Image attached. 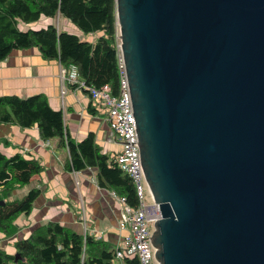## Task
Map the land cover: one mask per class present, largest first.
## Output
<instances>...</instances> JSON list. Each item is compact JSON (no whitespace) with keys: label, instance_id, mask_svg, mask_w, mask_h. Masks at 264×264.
Listing matches in <instances>:
<instances>
[{"label":"water","instance_id":"1","mask_svg":"<svg viewBox=\"0 0 264 264\" xmlns=\"http://www.w3.org/2000/svg\"><path fill=\"white\" fill-rule=\"evenodd\" d=\"M154 264H264V0H116Z\"/></svg>","mask_w":264,"mask_h":264},{"label":"trees","instance_id":"2","mask_svg":"<svg viewBox=\"0 0 264 264\" xmlns=\"http://www.w3.org/2000/svg\"><path fill=\"white\" fill-rule=\"evenodd\" d=\"M66 18L83 36L58 29L55 23L45 28H27L42 18ZM119 26L116 0H0V62L13 51L36 47L45 60H57L68 67L75 65L80 79L97 88L109 85L119 94ZM91 112L96 111L91 106ZM21 128L37 126L43 141L57 139L68 149L69 171L94 168L98 185L125 197L128 205L138 206L132 179L104 153L93 132L76 141L70 135L62 110L51 107L47 96L36 93L28 97L0 96V125ZM43 166L32 156L0 151V233L5 239L14 237L19 228L16 220L30 214L40 196L39 188L30 189L23 197L15 192L40 175ZM15 253L0 247V264H115V246L91 235H82L51 221L14 243ZM122 264H139L136 257H126Z\"/></svg>","mask_w":264,"mask_h":264},{"label":"crops","instance_id":"3","mask_svg":"<svg viewBox=\"0 0 264 264\" xmlns=\"http://www.w3.org/2000/svg\"><path fill=\"white\" fill-rule=\"evenodd\" d=\"M47 21L50 24L53 20L47 18ZM89 36L94 39V35ZM60 66L57 60H45L36 47L13 51L0 62V96L28 97L42 93L53 109L64 112L73 139L81 141L93 132L104 153L120 151L119 142L109 141L111 133L106 117L91 112V100L85 91L67 86L66 94L61 97ZM0 151L8 156L15 153L32 156L43 166L41 174L30 183L29 190H41L32 212L17 218L19 231L14 237L5 239L0 233V247L8 253H15L17 240L27 238L37 227L51 221L114 246L127 234L119 228L122 204L109 190L98 185L96 169L69 171L66 168L68 149L59 146L57 139L43 141L37 126L23 129L3 124L0 125Z\"/></svg>","mask_w":264,"mask_h":264},{"label":"built area","instance_id":"4","mask_svg":"<svg viewBox=\"0 0 264 264\" xmlns=\"http://www.w3.org/2000/svg\"><path fill=\"white\" fill-rule=\"evenodd\" d=\"M119 94L114 95L109 85L100 88L89 86L80 79L75 65L60 66L61 97L67 92V86L85 91L96 113L106 117L110 129L109 141L119 142L121 149L109 154L120 170L133 181L138 206L128 205L126 198L115 191L111 195L122 204L120 230L127 231L115 246L116 263L122 264L126 257H136L139 264H154L155 248L151 241L154 222L161 217L160 207L154 202L144 171L138 144L136 120L133 113L129 81L119 43ZM79 183V182H77Z\"/></svg>","mask_w":264,"mask_h":264},{"label":"rangeland","instance_id":"5","mask_svg":"<svg viewBox=\"0 0 264 264\" xmlns=\"http://www.w3.org/2000/svg\"><path fill=\"white\" fill-rule=\"evenodd\" d=\"M52 23H55L57 26H58V29H62V30H65L69 33H75V34H78L81 36V38H88V39H92L91 36H83L82 32L79 31V29L74 26L69 20H67L66 18H60V19H56V20H53L51 21ZM66 24H65V23ZM48 21H47V18H42V20L38 21V22H35V23H31L29 25H34V27H31V28H34V29H38V28H45L47 25H48ZM29 25H20V28L22 30H28V26ZM30 28V27H29ZM120 42V41H119ZM30 188V184L26 185L24 188H22L21 190H19L17 192V195H15L16 197H22Z\"/></svg>","mask_w":264,"mask_h":264},{"label":"clouds","instance_id":"6","mask_svg":"<svg viewBox=\"0 0 264 264\" xmlns=\"http://www.w3.org/2000/svg\"><path fill=\"white\" fill-rule=\"evenodd\" d=\"M119 41H120V39H119Z\"/></svg>","mask_w":264,"mask_h":264}]
</instances>
